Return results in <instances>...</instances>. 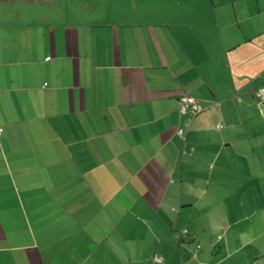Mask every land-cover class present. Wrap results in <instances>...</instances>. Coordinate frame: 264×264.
<instances>
[{
	"label": "crops",
	"instance_id": "crops-1",
	"mask_svg": "<svg viewBox=\"0 0 264 264\" xmlns=\"http://www.w3.org/2000/svg\"><path fill=\"white\" fill-rule=\"evenodd\" d=\"M263 89L264 0H0V264H264Z\"/></svg>",
	"mask_w": 264,
	"mask_h": 264
},
{
	"label": "rangeland",
	"instance_id": "rangeland-1",
	"mask_svg": "<svg viewBox=\"0 0 264 264\" xmlns=\"http://www.w3.org/2000/svg\"><path fill=\"white\" fill-rule=\"evenodd\" d=\"M154 2H159V0H151ZM259 132L255 134V137L252 136L254 133H247L245 136H248V140L254 141V139H258L261 141V144L258 142L257 145L262 146L263 148L258 149V156L256 157L257 163L254 164L253 168H251V164H247L245 166L248 167L250 171H248L246 174V181H249L251 184V187H254L255 193L254 196H247V204L248 208L252 210L253 212H242L241 214H249L252 213L256 215V223L257 224V232H261L263 235L260 239H258L257 244H253L252 246H248L246 251H248L250 254L252 253H259V247L261 246L264 249V127H260L258 129ZM249 160L248 163L251 160V156L248 155ZM253 175V176H252ZM256 194V195H255ZM252 198L256 201L255 203H251ZM256 205V206H255ZM257 208V209H256ZM248 223V222H247ZM259 242H263V244H260Z\"/></svg>",
	"mask_w": 264,
	"mask_h": 264
},
{
	"label": "built area",
	"instance_id": "built-area-1",
	"mask_svg": "<svg viewBox=\"0 0 264 264\" xmlns=\"http://www.w3.org/2000/svg\"><path fill=\"white\" fill-rule=\"evenodd\" d=\"M260 95L264 97V89L261 91ZM180 112L183 116H187L186 125L189 126L192 120L202 112V107L199 104V101L191 96L184 95L180 100ZM222 125L217 126V129H221ZM2 129H0V132ZM181 136H185V132L183 130L179 131ZM156 261L161 262L162 259L159 256H156Z\"/></svg>",
	"mask_w": 264,
	"mask_h": 264
}]
</instances>
